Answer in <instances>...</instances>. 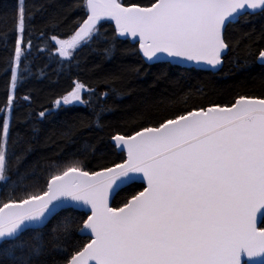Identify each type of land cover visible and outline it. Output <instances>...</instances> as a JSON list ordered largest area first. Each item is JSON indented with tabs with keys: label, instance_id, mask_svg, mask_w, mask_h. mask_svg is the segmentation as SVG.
I'll return each instance as SVG.
<instances>
[{
	"label": "snow or ice",
	"instance_id": "snow-or-ice-1",
	"mask_svg": "<svg viewBox=\"0 0 264 264\" xmlns=\"http://www.w3.org/2000/svg\"><path fill=\"white\" fill-rule=\"evenodd\" d=\"M84 4L87 18L72 37H52L65 59L90 42L101 20L109 19L120 36L139 38L149 61L166 54L215 67L227 48L222 38L226 22L248 10L264 11V0H157L147 8L125 7L119 0ZM17 28L24 33L23 7ZM23 43L19 35L17 66ZM260 57L264 64V51ZM12 79L15 83V68ZM85 91L93 90L75 82L55 104H87ZM7 132L5 122L0 181L7 179ZM114 139L127 151L125 163L92 175L68 165L51 177L42 194L0 207V254L12 264H33L43 248L36 241L27 245L24 235L39 231L35 226H44L58 209L75 202L90 207L81 231L91 239L66 264H264V228L257 227L258 217L264 219V99L240 97L231 107L194 110ZM135 174H142L147 187L123 207H110V192Z\"/></svg>",
	"mask_w": 264,
	"mask_h": 264
},
{
	"label": "trees",
	"instance_id": "trees-1",
	"mask_svg": "<svg viewBox=\"0 0 264 264\" xmlns=\"http://www.w3.org/2000/svg\"><path fill=\"white\" fill-rule=\"evenodd\" d=\"M121 1L148 6L155 0ZM17 7L18 0H0V131L11 85ZM22 7L24 43L10 100L0 206L43 193L47 181L68 165L93 172L121 162L123 153L110 143L114 135L128 136L192 110L227 106L238 97L264 99V65L255 61L264 50V11L227 24V53L221 68L211 72L167 62L147 64L137 45L119 39L110 22L99 23L90 42L65 59L52 37L74 34L87 15L84 0H22ZM75 82L93 90L82 93L89 103L56 106ZM141 189L139 183L125 186L112 207ZM85 218L82 211L62 209L39 231L26 233L27 245L36 241L43 248L33 264H64L89 240L77 234ZM0 264H12L11 258L0 254Z\"/></svg>",
	"mask_w": 264,
	"mask_h": 264
},
{
	"label": "water",
	"instance_id": "water-1",
	"mask_svg": "<svg viewBox=\"0 0 264 264\" xmlns=\"http://www.w3.org/2000/svg\"><path fill=\"white\" fill-rule=\"evenodd\" d=\"M119 2L122 4V6H125V7L137 6V5H124V4L122 3L121 0H119ZM156 2H157V0H155L152 4H150V5H148V6H139V7H145V8H147V7H151V6H152L153 4H155ZM258 12H260L259 9H258V10H255V11H253V10H248L247 13H248V14H254V13H258ZM87 15H88V13H87ZM87 15H86V18H87ZM240 16H241V15H240ZM237 17H239V16H237ZM237 17H236V18H237ZM86 18H85V19H86ZM231 21H232V20H231ZM231 21H230V22H231ZM101 22H110V23H112L113 28H114V31H115V33H116V36H117L119 39H127L131 44H136V45H137V51H138L139 55L142 57V59H143L147 64H153V63H157V62H167V63L173 64V65H177V66H181V67H193V68H195V69L209 70V71H211V72H217V71L221 68V66H222V58L224 57V55L227 53V50H228V47H227L226 49H224V50L221 52V63L218 64V65H216L215 67H213L212 65H208V64H206V63H203V62H200V63L198 64V63H196L195 61H186V60H183V59H180V58H170V57H168L166 54H158V55L160 56V59H159V60H155V59H154L153 61H149V60H147L146 57L143 56V53H142V51H141V49H140L139 38H138V37L133 38V37H131L130 35L120 36L119 33H118V30H117V28H116L115 21H113V20L104 19V20H101L99 23H101ZM99 23H98V24H99ZM228 23H229V22H226L224 28L222 29V38H223L224 30H225V28H226V26H227ZM81 24H82V23H81ZM98 24H97V26H98ZM71 37H72V36H71ZM71 37H69L68 39H70ZM262 51H264V50H261V51L257 54V56H256V58H255V61H256V63H258V64H262V63H261V57H260V53H261ZM262 65H264V64H262ZM239 98H240V97L236 98V99L233 101V103H231L230 105H227V106H219V107H231L233 104H235L236 100L239 99ZM246 98H249V97H246ZM253 99H260V98H253ZM209 107H214V106H209ZM209 107H205L204 110H206V109L209 108ZM198 110H201V109H198ZM192 111H194V110H192ZM192 111H190V112H192ZM190 112H187L186 114H188V113H190ZM186 114H183V115H186ZM178 117H179V116H178ZM174 119H176V118H174ZM171 120H172V119H171ZM165 122H166V121H165ZM165 122H163L162 124H164ZM162 124H160V125H158V126H156V127H152V128L160 127ZM148 128H149V127H148ZM144 129H146V128H143V129H141V130H138V131L134 132V133L131 134V135L123 136V137H125V138H129V137L135 135L136 133L143 131ZM115 136H117V135H114V136H112V137L110 138V143L115 147V149H116L117 152H122V153H123V157H124L123 160H122L121 162L117 163V164L125 163V162L127 161V151H126V149H125L122 145H119V144H118V142L114 139ZM120 136H122V135H120ZM117 164H114V165L109 166V167H107V168L99 169V170H96V171H93V172H88V173H89L90 175H92V174H95V173H97V172L103 171V170H105V169H108V168L114 167V166L117 165ZM61 174H62V173H61ZM50 179H51V178H50ZM50 179H49V180H50ZM49 180L47 181L45 191L47 190V185H48ZM117 183H119V182H117ZM132 183H139V184L142 185V189H141L139 192L143 191V190L147 187V182H146V180L143 179L142 174H135V175L133 176V179L128 180L127 182H125V183H123V184H120L118 188H115L114 191L110 192L109 197H108V204H109L110 207H112V200H113L114 196L116 195V193H117L119 190H121L122 188H124L125 186H127V185H129V184H132ZM139 192H137L136 194H134L132 197H134L135 195H137ZM41 194H42V193H41ZM132 197L128 198L127 201H126L123 205H121V206H119V207H117V208H114V207H112V208H114V209H119V208L123 207L128 201H130V200L132 199ZM16 202H19V201H16ZM8 203H9V202H8ZM2 206H3V205H2ZM2 206H0V207H2ZM66 208H71V209H74V210L82 211L83 213L86 214V218H85V220L87 219L88 215L91 214V212H90V207H89V206H85V205H82V204H77V203H75V202H72V203L66 204L63 208L58 209L57 212H59V211L62 210V209H66ZM57 212H56V213H57ZM56 213H55V214H56ZM55 214H54V215H55ZM54 215H53V216H54ZM53 216H51V217L49 218V220H50ZM49 220H48V221H49ZM85 220H84V221H85ZM48 221L45 222V225H46V223H47ZM84 221H83V223H84ZM262 221H263V219L261 220V219L258 217V220H257V227H258V228H264V226L262 225ZM83 223L81 224L80 228L78 229L77 234L80 235V236L88 237L89 240H88V241H87V242H86V243H85V244H84L79 250H81V249H82L87 243H89V242H90V239H91V237H90V233H88L87 231H81V229L83 228ZM45 225H44V226H45ZM44 226H35V227H37V228H42V227H44ZM79 250H78V251H79ZM69 258H70V257H69ZM244 259H247V258L245 257ZM64 264H66V262H65Z\"/></svg>",
	"mask_w": 264,
	"mask_h": 264
},
{
	"label": "rangeland",
	"instance_id": "rangeland-1",
	"mask_svg": "<svg viewBox=\"0 0 264 264\" xmlns=\"http://www.w3.org/2000/svg\"><path fill=\"white\" fill-rule=\"evenodd\" d=\"M22 7V0H18V7H17V21H18V13H19V9ZM21 35L20 33H18V28H17V37ZM17 41V38H16ZM15 68V74H16V62L14 60L13 66H12V70H11V85H10V89H9V94H8V104L7 106L3 109L4 112V122L3 124L6 122L8 124V120H9V110H10V100L12 98V92L14 89V83H13V69Z\"/></svg>",
	"mask_w": 264,
	"mask_h": 264
}]
</instances>
